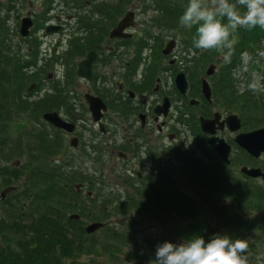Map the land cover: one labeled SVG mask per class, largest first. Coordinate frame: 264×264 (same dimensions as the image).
Masks as SVG:
<instances>
[{"label": "rangeland", "instance_id": "374dc122", "mask_svg": "<svg viewBox=\"0 0 264 264\" xmlns=\"http://www.w3.org/2000/svg\"><path fill=\"white\" fill-rule=\"evenodd\" d=\"M124 1L0 0V54L1 56L5 52L10 54V62H12L9 65L8 61L3 59V66L9 70H16V74L23 72L32 74L31 84H34L33 88L29 89L27 86L23 89V94H29V99L37 100L39 97L41 99L46 92L50 93L51 89L58 87L60 94L63 96L62 100H65V103H60V106H63H59L61 117L75 124V131L70 133L54 128L42 119L41 110L37 111L39 114H34L35 111L28 114L21 110H18V114H16L13 109L8 108L9 112L12 111L9 113L12 114L11 117H4L3 119L0 117V148L3 147L8 151H10V147L15 148L14 154L6 159L2 158L0 167L5 166L12 170L16 168L19 173L17 178L10 176L9 173L0 174V216L5 214V206L18 208L23 204L28 208L29 199L25 197V192L30 169L32 167H49L54 171L59 170L62 172L61 174L69 187L74 186V182L83 184L76 197H74L76 203L73 206L75 207L64 209L65 217L73 212L81 213L82 227L92 221H101L105 224L102 229L93 232L89 237L88 242L95 243L98 246H96L97 251L93 256L83 254L76 260L67 257L63 260V264H74V261L84 262L85 264H140L139 262L155 264V252L159 244L165 241L179 244L191 238L193 236L191 232L195 230H198L199 233H207L209 236L217 235L220 232L229 234L233 240L237 238L244 239L248 244V248L242 255L246 257V260L253 263L264 264V228L260 227V220L264 213L253 209L254 207L232 206L234 204L228 198L229 194H227L226 188V193L223 191V187H219L214 191L208 190L206 196L212 198L218 207L222 206L220 208L222 211L228 212L229 208L232 207L234 211L249 219L248 225H246L244 219H242L243 221L239 220L237 224H231L224 219L227 225L222 224L214 216L212 212L214 209H210L205 203L206 206L197 211V214L199 213L197 217L184 214V212L181 213V216L173 212L165 215H160L157 212L154 215L155 208L150 206L151 202L146 199L143 182L152 174L151 168L155 164V157L153 163L151 155L145 152V147L141 143L143 138L147 142L148 140L153 142L157 139L159 145L157 159L162 166H165L164 169L171 173L169 175L172 177L171 180L174 181V188H177L180 193L187 197L196 198L198 187L195 182L200 174L193 176L187 174V166L198 167V160L201 163H205V160L197 150L198 144L195 141L201 136L199 128H196L194 122H191V124L188 122L189 119L192 121V117L197 116V111L204 109L203 106H195V108L189 109L187 112L189 116H185L181 111L183 109L180 106L181 101L178 95L172 96L175 99V105L170 116L164 119L166 129L159 133L157 124H161L160 122L156 123L151 118L148 121V126L145 125L147 122L144 126H141V121L135 115L136 112L143 111L146 114L152 112V109L149 112L148 109L159 99L152 89L149 90L144 104L136 97L135 102L137 104L132 102V108L135 107L134 112L131 113V109H128V112H130L127 119H122L115 111L117 109L113 104L115 98L111 97L115 93L118 98L120 95L119 92L115 91L117 86L112 85L119 80L118 77L121 73L122 59L120 56H117V59H110L108 65L97 64L95 83L89 84L76 76L75 68L80 55L73 54L72 50L78 42V38L76 40L77 35L82 34L84 37L85 32L82 27L87 25L86 27L90 28L91 35H94L96 33L94 26L96 23H101V27L106 29L108 34L110 27L127 10L134 11V24L129 29L133 37L125 43L128 44L123 47L124 54L129 55L133 49L143 48L142 52L140 49V55L142 58H147L150 54L149 49H154L158 53L163 40L166 38L168 40L172 38L176 41L175 48L172 51L178 60L175 65L169 64L166 58H158L160 66L158 75L164 79L165 86L173 84V77L169 69L182 68L181 66L186 65V57L193 59L192 54L196 52L192 51L193 48L189 45V41L185 42L184 40V35L189 32L188 29H183L181 26L168 28L154 23L152 16L155 17L159 14V11L154 8V1L129 0L126 5H124ZM178 1L184 8L188 4V0ZM124 6L125 8H123ZM236 6L238 10H244L238 4ZM28 12L33 20V31L30 37L22 39L19 33L20 18ZM50 22L59 24L62 27L57 32L46 34L44 28ZM257 27L261 30L259 26ZM255 29L256 27L251 30V33ZM106 33H103L105 36L103 37L102 47L105 48V54L110 55L116 50V45L112 43L113 40H109ZM248 33V30L240 28L230 39L236 42L242 35L246 36ZM2 40L5 43L1 44ZM82 41L85 42L84 39ZM79 45L81 44L79 43ZM110 45L113 46L112 50L109 47ZM83 47L84 44L81 48ZM263 47L264 41L260 43L255 41L251 43V46L246 45L242 50L235 52L236 57L233 63L236 68L229 67V75L233 78L232 89L234 91L230 93L231 98L227 103L222 102L221 96L216 94L219 85L217 77L221 75V69H225L224 65L227 66L229 63L227 61L233 57L230 50L225 49L223 53L218 52L215 55L221 57L223 63L221 61L218 64L211 62L216 65L215 73L212 76H208L204 71L198 69V75L195 74L191 80L192 82L197 81L200 77L208 81L211 88H213L212 105L208 109L220 111L223 115H227L229 112L237 113L241 122L240 132L246 130L245 127L247 129L248 127L252 128L250 119L258 120L261 111H264V105L261 104L260 99H264ZM54 52L57 53L54 54ZM61 52L65 56L54 57ZM135 53H138V51ZM250 56H254L259 64L250 67ZM50 57L54 59L51 60ZM181 61L183 64H181ZM31 62L35 64L36 68L27 67ZM17 63L22 65L23 71L18 72L16 67L13 66ZM135 73L141 74L140 67ZM258 73L262 76V80H260L261 76ZM28 74L26 76L29 77ZM186 75L188 81H190L191 76H188V73ZM247 83L251 89L249 93L245 91ZM154 84L155 79L152 81V87ZM93 89H97L99 92L95 91L103 95L104 98L108 97L107 101L110 108L101 121L104 127L110 130V133L101 132L98 124L90 116L83 95L85 92L93 91ZM242 92H246L247 94H244L250 100L240 99L237 96ZM234 97L236 103L232 102ZM228 104L230 105L228 106ZM33 105L36 108L41 106L35 103ZM24 113L25 115H23ZM32 131L38 137H34ZM172 131L177 134L175 140H171L167 136V133H173ZM235 135L236 133L227 129L221 134L227 142L229 140L233 141ZM42 137L47 138V143L52 146L51 153L42 155L34 161L33 158L38 153L34 141L36 139L41 141L40 138ZM74 137L78 138L77 147L70 145ZM119 151H123L127 156L135 151L136 156L128 162L127 159L122 160L119 157ZM236 151L237 149H234L231 155H235ZM184 152L190 155L187 159L184 157ZM204 155L208 156V153H204ZM203 163L202 165H204ZM253 165L264 170V154L256 162H253ZM232 170L233 172L229 170L232 178L259 188L260 186L264 187L261 178L248 180L240 173L239 166L233 167ZM137 171L142 173L145 171L144 178H142L141 173L140 176H137ZM5 175H8L6 181H4ZM152 175H155V173ZM88 190L92 192L91 195H87ZM138 196L148 202L145 205L142 203L145 209L137 210L127 202L129 198ZM18 197L20 198L19 203L17 202ZM137 201L141 202L139 198H137ZM258 202V206H264V200ZM115 203L120 204L122 209L117 210ZM147 208L150 211L146 210ZM185 213H188V211L185 210ZM196 218L201 222L196 221ZM238 225H241L244 229H237ZM114 232H121L124 238L123 243L113 241L116 247L111 248V254L101 249L100 246L106 244ZM3 245H6V239L0 234V246Z\"/></svg>", "mask_w": 264, "mask_h": 264}, {"label": "trees", "instance_id": "16d2710c", "mask_svg": "<svg viewBox=\"0 0 264 264\" xmlns=\"http://www.w3.org/2000/svg\"><path fill=\"white\" fill-rule=\"evenodd\" d=\"M231 1L236 2V0ZM174 6L175 3L171 2L164 9L169 11ZM178 8L181 10L180 7ZM164 9H160V11ZM2 43H5L4 40L1 41ZM10 57L11 55L6 52L2 56L0 54V117L2 119L4 117H11L12 114L9 113L12 111L9 112L8 108L13 109V112L16 114H18V110L28 114L29 112L33 113L35 111V114L41 108V110L52 108L50 105L54 103L53 101L47 103V100L42 99L40 103L34 102L37 105H41L39 108H36L33 105L34 103L31 102L29 104L23 98V89L31 82L33 77L32 74L30 75L24 72L16 74V70L6 69L3 66L4 63L2 60L8 61L10 65L12 63L10 62ZM13 66L16 67L18 72L23 71L20 63L13 64ZM238 97L240 99L250 100L249 97L241 96V94ZM259 123L263 124L261 121ZM32 135L38 137L34 131H32ZM40 140L36 139L34 141L36 142L35 148L38 151L36 157L33 158L34 161L42 155H49L51 153L52 146L50 143H47V138L42 137ZM14 150V147H10V151L3 149V147L0 148V161L2 158L6 159L14 154ZM205 171L206 174H203L204 176H198L196 179L197 192L207 193L208 190L214 191L219 187H223L225 193L226 188L227 194H229L228 198L232 200L234 206L254 207L253 209L264 213V206H258V201L261 202L264 200V194L261 191L258 195L256 191H253V188L242 183H234L233 179L227 178L228 176L223 172L221 174H213L211 172L212 175H210L208 169H205ZM200 172L202 174L203 170ZM4 173H9L10 176L15 178L19 176L16 168L12 170L5 166L0 167V174ZM61 173L59 170L54 171L49 167H32L29 172L25 192V197L29 199L30 207L28 206L26 208L23 204L18 208L4 207L5 214L0 216V234L5 237L6 245L0 246V264H63V260L67 257L76 260L83 254L93 256L96 253L98 246L95 243L88 242L90 235L84 232L81 221L69 220L63 213L64 209H72L75 207L73 205L76 203L74 199L76 192L72 187L67 185L68 183L64 180ZM7 176L5 175L4 181H6ZM173 183V181H169L165 177L164 181H160L158 185L154 186L152 200H150L151 194H149L148 202H151L150 206L155 208L154 215L157 212L160 215L173 212L181 216V213L184 212V214L197 217L199 214H197V211L208 205L210 209H214L212 210L214 216L222 224L227 225L224 219L231 224H237L239 220L243 221L242 219H244L247 223L246 225H248L249 219L244 218L243 215L234 211L232 207L229 208L228 212L222 211L220 209L222 206L220 205L221 207H218L217 203L212 198H208L206 194H199L202 195L201 199L198 197H187L180 193L177 188H174ZM65 185L67 186L65 187ZM19 199L18 197V203L20 201ZM127 202L137 210L145 209L142 206V202H137L136 198H130ZM115 206L117 210L122 209L120 204L116 203ZM146 210L150 211L149 208ZM185 210L188 213H185ZM195 220L201 222L198 218ZM80 226L81 228H79ZM260 227L264 228V216L260 220ZM236 228L244 229L241 225H238ZM191 234L193 236H202L204 239L209 238L208 240L213 237L207 233H199L198 230L192 231ZM217 234L225 235L220 232ZM230 234L232 233L230 232ZM226 235L230 236L229 234ZM123 238L121 232L115 233L100 248L112 254L110 252L112 250L111 248L116 247L113 241L123 243ZM74 264L85 263L74 261Z\"/></svg>", "mask_w": 264, "mask_h": 264}, {"label": "flooded vegetation", "instance_id": "af4514ba", "mask_svg": "<svg viewBox=\"0 0 264 264\" xmlns=\"http://www.w3.org/2000/svg\"><path fill=\"white\" fill-rule=\"evenodd\" d=\"M116 24H117V22L114 23L110 27V30ZM110 30L108 31V34L106 33V30H105V33L107 34L109 40L110 41L113 40L112 43H115L116 50L113 51L110 55H108L107 53L105 54V48L101 46V43L103 41V37L105 36V34H103V32L98 33V39H94L95 41H90L88 39H85L86 50H88V51L93 50L96 52V54L93 56V61L91 64V79L88 81V80H85L84 78H80V77H78V78L85 80L89 84L95 83L96 82L95 72H96L97 64L100 63L102 65H108L110 63V59H117V56H120V58L122 59L121 73L118 77L119 80L116 83L117 84L116 92H119L120 97L118 98L115 94L111 97V98H115L114 103H113V104H115L114 107L117 108L115 111H117V114L119 116H121L122 119H127V117L129 116V112H130V111L128 112V109L129 110L131 109V113L134 112L135 107L132 108V106H133L132 102L137 104L135 102L136 97H138L137 100L139 99L141 101V103L144 104L147 100L149 90L152 89V91L158 95L159 99L162 97L161 100L158 99L152 105V107L148 109V112L151 111L150 109H152V112H150V114H146L145 112L142 111V112H136L135 115L138 116L140 121L143 120V117H144L145 121L147 122L145 124L146 126L149 125L148 121L151 120V118L156 123L160 122L161 124H157V130L160 133L162 130L166 129L165 124H164L165 123L164 119H166L170 116L171 111L175 105V99L172 98V96L175 95V93H174L175 90L172 87L164 86L163 79L160 78L159 75H156V73L154 75L155 84L153 85V87H152V82H151L152 80H147V77L150 75L151 71L159 72V70H158L159 69V63L157 62V58H159V57L166 58L168 60L169 64H171V65H175L178 62V60L175 58L176 56H175L174 52H171L169 55H162V56L158 55L157 58H154V57L147 58V60L145 62H143V60L140 59V55H138V53H135L136 51L139 52L138 48L133 49L131 51V54H129V60H128L127 59L128 54L127 53L124 54V50H123V47H126L128 44V43L125 44L127 42V39L115 38V37L110 38L109 37ZM109 47L112 50L113 46L111 47V45H110ZM104 55H106V56H104ZM83 57H80L79 60L77 61L76 68H75L76 70H77V66H78L79 61ZM150 61H152V62H150ZM207 61H209V60H208V58H205V57L201 58L200 60L186 59V65H183L181 67H182V70L192 69V71L194 73H198V69H200L202 72L203 71L206 72V71L210 70L212 72V74H211V76H212L215 73V66L216 65L211 63V62L218 64L219 61H221V63H223V59L221 57L219 58L216 56H214L212 61H209V62H207ZM139 64L142 65V74L135 73L136 72L135 68H138L140 66ZM181 64H183L182 61H181ZM76 70H75V74H76ZM221 72H222V69H221ZM95 90L98 91L97 89H93V91L91 90V92H85L84 96L86 93H90L94 96L100 97L105 102V104L107 106V111H108V109L110 108V104L107 101L108 97L104 98L103 95L98 93L99 91L96 92ZM189 90H190V88H189ZM187 96H188V93H186L184 95V99L182 97H179V100L181 101L180 106H182V109H183L182 111L184 112L183 114L185 116H189V113H187V112L189 111L190 108H192L191 100H190L191 97L188 96L189 98H187ZM165 98H166V102H167L166 105L163 104ZM57 106H59V105L58 104L53 105V110L58 112L61 115V113L59 112L60 109ZM158 110H159V114L157 115V113L155 111H158ZM105 113H104V115H105ZM215 114L218 117H216V119H214V122H217V119L219 118L218 122H220V123L223 122V124L219 125L218 123H215V125L211 126V128L214 127V130L216 128L215 133L220 136L222 133H224L225 129H228L227 124L224 123V121H223L227 117L226 114L223 115L220 111H211L208 109V107H205V109L201 112V114H199V116L203 115L204 117H206L208 119H212L215 116ZM101 120H102V118H101ZM101 120L98 122L101 125V127H100V129L102 130L101 132H103L105 134L110 133V130H107V128L104 127L103 122ZM141 126H144V125H141ZM219 126H221V127H219ZM58 129H60V128H58ZM60 130H62V129H60ZM74 131H75V129H74ZM167 136L171 140H175V138L177 137V134L175 132H173V133L168 132ZM74 138L77 139L75 141V144L77 147L78 146V138L77 137H74ZM141 143L145 147V152H147L148 154L151 155L153 163H154V157H155V164H153L154 166L152 165V168H151L152 174L155 173V175L151 174L149 178H146L145 181L143 182V185H148V186H150L151 184L157 185L159 183V176H158V172L156 169V164L159 162V160L156 158V155H158V150H159V145H158L157 139H155L153 142L150 140H148V142H147L143 138L141 140ZM118 155L122 160L127 159V161L130 162V161H132L133 158H135L136 152L135 151L131 152V153H129V156H127V154L124 153L123 151H119ZM201 156H204V154L202 155V153H201ZM230 156H231V153H230ZM186 163H187V161H186ZM229 168L233 169V167L232 168L229 167ZM140 173L143 176L142 178H144V175L146 174L145 171L143 173L137 171L136 175L140 176ZM169 173L170 172L168 171V174ZM187 173L190 174L188 166H187ZM155 178H156V180H155ZM171 179H172V177H171ZM153 180H155V181L152 183ZM149 189L150 188L148 187L147 190H149ZM199 194H206V193H199ZM199 194L196 195V197L202 196Z\"/></svg>", "mask_w": 264, "mask_h": 264}, {"label": "clouds", "instance_id": "9594fccd", "mask_svg": "<svg viewBox=\"0 0 264 264\" xmlns=\"http://www.w3.org/2000/svg\"><path fill=\"white\" fill-rule=\"evenodd\" d=\"M244 10L240 11L236 5ZM185 29L196 26L193 44L201 50L223 53L235 43L230 37L240 28L264 29V0H188L179 17ZM227 59V57H225ZM248 244L244 239L233 240L228 235H214L206 241L192 236L179 244L165 241L157 246L155 264H246Z\"/></svg>", "mask_w": 264, "mask_h": 264}, {"label": "water", "instance_id": "95a60500", "mask_svg": "<svg viewBox=\"0 0 264 264\" xmlns=\"http://www.w3.org/2000/svg\"><path fill=\"white\" fill-rule=\"evenodd\" d=\"M132 12H127V14L123 17V20H121L119 22V24L112 30L110 36H121L123 35V37L129 36V34H126L123 32L122 34V30L128 26L131 25L132 23ZM30 21L28 20H24L22 22V26H21V33L23 35L27 34V28L28 26H30ZM168 48H170V45H167ZM93 56L94 53L90 52L86 55V59H84L80 64H79V70H78V74L80 76H83L87 79L91 78V63L93 61ZM177 84L178 87L181 89V91H184V87H185V81L183 79L182 74L180 73L179 77L177 78ZM203 92L205 94L206 97L209 96V87L207 85L206 82H203ZM86 99L88 100L89 104H90V110L92 112V114L94 115L95 119H98L101 116L100 110L101 109H105L104 104L102 103V101L99 98L90 96V95H86ZM43 117L45 119H47L48 121H50L51 123H53L56 126H59L61 128H64L66 130H72V124L65 122L64 120H62L56 112H46L43 114ZM212 122V124H211ZM227 125L229 127V129L231 131H235L240 127V120L236 115H230L227 119H226ZM213 121L211 120H206L201 118V125L203 130L205 131H209L211 133H213L214 127L211 128V126H213ZM219 125L223 124V122H218ZM221 127V126H219ZM235 142L242 148H244L246 151H248L249 153H251L254 156H259L260 153L262 151H264V128H259V129H255L253 131L250 132H245V133H239L236 137H235ZM208 143L212 144L216 151L218 152V154L223 158V160L227 161V155L229 152L230 147L225 144L224 140L221 138H217V137H211L208 139ZM74 144V143H73ZM245 174L249 175V176H263L264 178V173L261 172V170L259 168H247V167H242L241 169ZM69 218H78L77 214H71L69 215ZM102 226V224L100 222H93L88 224L85 227V231L87 233H91L93 231H95L96 229L100 228ZM246 264H254L252 262H250L249 260H246Z\"/></svg>", "mask_w": 264, "mask_h": 264}]
</instances>
